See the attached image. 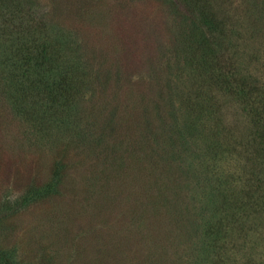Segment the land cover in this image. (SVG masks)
<instances>
[{"label": "trees", "instance_id": "obj_1", "mask_svg": "<svg viewBox=\"0 0 264 264\" xmlns=\"http://www.w3.org/2000/svg\"><path fill=\"white\" fill-rule=\"evenodd\" d=\"M157 1L173 29L142 67L40 0H0V96L38 146L144 159L195 264H264V44L238 34L231 0ZM60 159L19 205L58 191ZM0 264L20 263L0 248Z\"/></svg>", "mask_w": 264, "mask_h": 264}, {"label": "rangeland", "instance_id": "obj_2", "mask_svg": "<svg viewBox=\"0 0 264 264\" xmlns=\"http://www.w3.org/2000/svg\"><path fill=\"white\" fill-rule=\"evenodd\" d=\"M40 2L109 56L131 53L145 67L169 46L173 22L157 0ZM230 3L238 34L264 44L262 0ZM29 135L0 96V248L20 264H195L192 244L156 202L155 173L144 159L108 164L96 151L53 150ZM57 158L64 163L58 191L19 205L29 188L51 178Z\"/></svg>", "mask_w": 264, "mask_h": 264}]
</instances>
